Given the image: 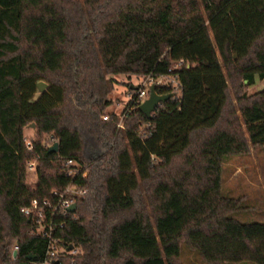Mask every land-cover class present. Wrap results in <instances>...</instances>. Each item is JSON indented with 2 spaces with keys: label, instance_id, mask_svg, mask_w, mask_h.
I'll return each mask as SVG.
<instances>
[{
  "label": "trees",
  "instance_id": "trees-1",
  "mask_svg": "<svg viewBox=\"0 0 264 264\" xmlns=\"http://www.w3.org/2000/svg\"><path fill=\"white\" fill-rule=\"evenodd\" d=\"M113 75H174L179 87L157 90L173 96L151 118L128 104L118 128L104 114ZM255 77L264 0H0V263L42 258L47 240L21 209L66 187L70 159L87 165V194L55 234L78 249L59 264H182L181 246L202 264H264V222L233 218L246 209L221 188L225 162L264 150V89L240 95Z\"/></svg>",
  "mask_w": 264,
  "mask_h": 264
},
{
  "label": "rangeland",
  "instance_id": "rangeland-1",
  "mask_svg": "<svg viewBox=\"0 0 264 264\" xmlns=\"http://www.w3.org/2000/svg\"><path fill=\"white\" fill-rule=\"evenodd\" d=\"M108 78L113 80L108 95L110 106L105 110V115H116L120 117L127 109L128 95L135 91V88L143 84L144 78L136 76L113 75ZM229 95L233 104L236 119L244 130L240 117L239 107L234 98V91L231 82L228 81ZM264 89V80L255 77L252 86L246 82L240 87V95L250 97ZM178 94V92L176 93ZM24 139L27 142L39 138L35 128L30 125L24 129ZM50 135L40 137L43 145L47 147L54 144ZM26 167V166H25ZM37 182V176L28 173L25 168V184L33 188ZM222 194L234 199H241L243 212L233 216L241 222H264V150L249 145V154L242 157H233L223 164L222 168ZM180 261L182 264H202L196 253L190 252L185 246H181Z\"/></svg>",
  "mask_w": 264,
  "mask_h": 264
},
{
  "label": "built area",
  "instance_id": "built-area-1",
  "mask_svg": "<svg viewBox=\"0 0 264 264\" xmlns=\"http://www.w3.org/2000/svg\"><path fill=\"white\" fill-rule=\"evenodd\" d=\"M180 65V63L174 64L169 70V73L172 70H176ZM151 87H154L157 92V90L161 88L177 89L179 83L177 77L174 75H165L160 76L159 78L146 77L144 78L143 84L128 95V104H133L139 107L146 99H148ZM124 113L118 117V128L122 127L121 122ZM108 119V116L103 117L104 121H107ZM24 140L27 150L31 151L33 148L32 143L27 142L26 139ZM53 142L55 143L54 140ZM51 146L48 145L47 147ZM38 166L39 157L28 161L26 163V170L28 173L37 176ZM62 166V171L65 177L69 180L66 187L61 191H51L50 196L44 200L38 201L33 199L27 207L21 209V213L32 220L36 226L31 233L42 236L47 240L46 249L42 258L37 261H28V264H54L55 262L59 264L61 258L78 254V249H74L72 246V249L67 251L70 246H64L62 241L56 237L55 234L64 228L66 219L74 214L69 212V208L85 198L87 191L79 181L86 180L89 172L86 164L75 160H65L63 161ZM18 251L19 247L14 245L10 252L11 263L16 261Z\"/></svg>",
  "mask_w": 264,
  "mask_h": 264
},
{
  "label": "water",
  "instance_id": "water-1",
  "mask_svg": "<svg viewBox=\"0 0 264 264\" xmlns=\"http://www.w3.org/2000/svg\"><path fill=\"white\" fill-rule=\"evenodd\" d=\"M47 85L43 82H39L37 84V90L40 94L44 93L46 90ZM173 95H159L157 94L156 90L154 87H151L149 90V96L148 99H146L139 107V111H141L147 118H151L152 114L156 111L158 106L167 100H169ZM30 128H34V125H30ZM58 150V145L57 143H54L50 148L49 152L50 153H57ZM76 210V205H72L69 208L70 213H74ZM72 247L70 246L67 251H70ZM15 255V254H14ZM34 257H29L28 259H33ZM54 264H57L55 262Z\"/></svg>",
  "mask_w": 264,
  "mask_h": 264
}]
</instances>
